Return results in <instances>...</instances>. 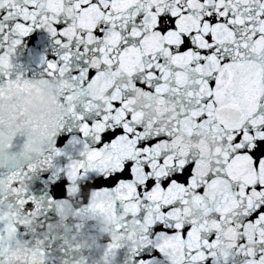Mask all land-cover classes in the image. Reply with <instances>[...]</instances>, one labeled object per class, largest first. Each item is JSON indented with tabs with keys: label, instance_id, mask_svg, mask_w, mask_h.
<instances>
[{
	"label": "snow or ice",
	"instance_id": "1",
	"mask_svg": "<svg viewBox=\"0 0 264 264\" xmlns=\"http://www.w3.org/2000/svg\"><path fill=\"white\" fill-rule=\"evenodd\" d=\"M36 29L43 116L10 74ZM89 188L105 264H264V0H0V264L63 256L37 221Z\"/></svg>",
	"mask_w": 264,
	"mask_h": 264
},
{
	"label": "water",
	"instance_id": "2",
	"mask_svg": "<svg viewBox=\"0 0 264 264\" xmlns=\"http://www.w3.org/2000/svg\"><path fill=\"white\" fill-rule=\"evenodd\" d=\"M50 38L46 32L36 29L29 35L21 38V44L15 49V53L11 58L13 70L10 73L13 78L16 73H22L27 79H34L35 86L29 96L25 97V109L29 115L43 116L32 108L31 101L35 89L41 84L49 83L52 79L42 78V66L38 67L39 55L44 54L48 59H54L51 47H49ZM56 82V81H55ZM57 84V82H56ZM58 85V84H57ZM58 87L53 89V98L49 101L50 110L54 107L53 100L57 97ZM8 122H6V128ZM15 128V123H12ZM57 146L63 147V144ZM16 149L11 151L5 150V157L15 155ZM75 158V154H73ZM64 157L58 158L59 166L67 163ZM48 171H38L37 177L29 184L31 194L39 199L44 196L46 199L52 195L51 183L45 177ZM93 189H87L84 195L79 193L66 198L63 202L49 209L44 215L38 219V223L42 225L40 229L42 234L56 236L57 239L52 242V248L55 249L64 244L68 250L63 256L53 254L48 260V264H105L104 251L105 244L109 240V230L111 227L109 219L102 214H93L87 211L88 196ZM55 199V197H52ZM51 227H48V225ZM79 226V228H77ZM63 237L64 239H60ZM123 251H121L118 260L123 259Z\"/></svg>",
	"mask_w": 264,
	"mask_h": 264
},
{
	"label": "clouds",
	"instance_id": "3",
	"mask_svg": "<svg viewBox=\"0 0 264 264\" xmlns=\"http://www.w3.org/2000/svg\"><path fill=\"white\" fill-rule=\"evenodd\" d=\"M57 87L55 80L37 87L31 101L32 108L40 114L50 111L49 101L53 98V89Z\"/></svg>",
	"mask_w": 264,
	"mask_h": 264
}]
</instances>
